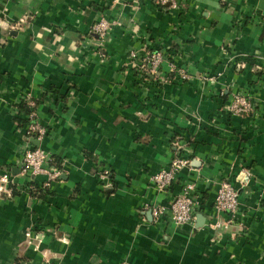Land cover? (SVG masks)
I'll return each mask as SVG.
<instances>
[{
	"label": "crops",
	"instance_id": "1",
	"mask_svg": "<svg viewBox=\"0 0 264 264\" xmlns=\"http://www.w3.org/2000/svg\"><path fill=\"white\" fill-rule=\"evenodd\" d=\"M131 48L160 51L158 70ZM28 145L60 163L48 184L17 173ZM177 153L188 165L157 189L149 176ZM3 172L0 264H264V0H0ZM186 180L194 218L151 221ZM220 180L237 208L212 227Z\"/></svg>",
	"mask_w": 264,
	"mask_h": 264
},
{
	"label": "built area",
	"instance_id": "2",
	"mask_svg": "<svg viewBox=\"0 0 264 264\" xmlns=\"http://www.w3.org/2000/svg\"><path fill=\"white\" fill-rule=\"evenodd\" d=\"M157 3L165 6H173L175 0H155ZM108 27L105 19L100 17L92 27V30L102 37ZM129 62L140 72L155 73L158 70L159 62L162 55L160 51H143L138 52L137 49H129L128 51ZM169 70L176 71L177 75L181 78H186L187 73L182 69L175 67L171 62L168 63ZM164 79L166 77L162 76ZM246 100L243 95L234 94L231 98V106L233 109H240L237 104L244 106ZM36 139H41L45 130L44 127L36 122H28L26 125V135L30 132ZM188 158L175 154L169 161L166 167L160 168L149 176L150 182L159 190L167 187L172 181L175 173L183 166L188 165ZM18 174L26 175L30 180L31 176L38 173L44 174L45 179L43 184L53 179L59 173L60 163L55 161L47 151L39 146L28 145L21 149L17 157ZM107 170L104 169L98 173L99 178H104ZM11 181V174L3 172L0 174V189L8 191L4 185ZM108 179L104 184H108ZM194 183L186 180L181 185L180 189L174 194L172 199L167 204H149L146 208L149 210L151 221H157L161 215H166L175 225L190 222L194 218V207L198 205L196 195L193 193ZM212 206L214 215L225 214L222 221L214 220L209 223V226H226L231 218L235 215L237 208V189L226 180H220L215 189L213 196ZM27 234V233H26Z\"/></svg>",
	"mask_w": 264,
	"mask_h": 264
},
{
	"label": "water",
	"instance_id": "3",
	"mask_svg": "<svg viewBox=\"0 0 264 264\" xmlns=\"http://www.w3.org/2000/svg\"><path fill=\"white\" fill-rule=\"evenodd\" d=\"M146 213H147L148 215H150L149 210H147ZM201 220H203V216H202V214L198 213V214L196 215V221L199 222V221H201Z\"/></svg>",
	"mask_w": 264,
	"mask_h": 264
},
{
	"label": "rangeland",
	"instance_id": "4",
	"mask_svg": "<svg viewBox=\"0 0 264 264\" xmlns=\"http://www.w3.org/2000/svg\"><path fill=\"white\" fill-rule=\"evenodd\" d=\"M174 65H175V67L181 68L180 66H178V65H176V64H174ZM178 78H179V79H182V80L186 79V78H181V77H179V76H178Z\"/></svg>",
	"mask_w": 264,
	"mask_h": 264
}]
</instances>
